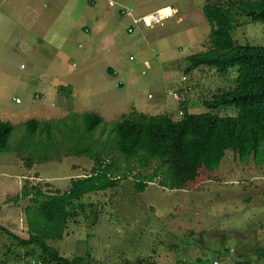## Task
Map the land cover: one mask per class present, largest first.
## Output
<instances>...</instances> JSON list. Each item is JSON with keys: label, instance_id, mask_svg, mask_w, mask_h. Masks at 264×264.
Instances as JSON below:
<instances>
[{"label": "rangeland", "instance_id": "rangeland-1", "mask_svg": "<svg viewBox=\"0 0 264 264\" xmlns=\"http://www.w3.org/2000/svg\"><path fill=\"white\" fill-rule=\"evenodd\" d=\"M89 1L0 0V120L15 125L11 146L35 143L21 154L0 152V223L22 235L30 200L14 198L23 186L48 194L69 191L73 179L98 166L83 148L96 156L101 150L104 164L115 158L125 168L113 148V128L124 115L137 110L178 120L182 103L194 113L238 114L235 106L205 105L234 85L235 71L226 78L210 67L188 70V57L211 44L207 0ZM168 5L177 14L163 23L134 22ZM123 7L133 9V17L122 14ZM235 22L237 44L264 46V21L237 13ZM91 112L105 123L84 133L83 115ZM32 118L57 121L51 141L44 131L29 135ZM123 172L114 174L118 185L72 205L78 215L64 239L50 240L59 253L81 256L84 263L264 264V159L241 161L228 150L215 178L194 190L152 181L138 192L134 176ZM31 257L38 259L24 256L21 264Z\"/></svg>", "mask_w": 264, "mask_h": 264}, {"label": "trees", "instance_id": "trees-1", "mask_svg": "<svg viewBox=\"0 0 264 264\" xmlns=\"http://www.w3.org/2000/svg\"><path fill=\"white\" fill-rule=\"evenodd\" d=\"M203 12L212 26L211 44L207 50L188 57V70L210 67L226 78L235 71L234 85L205 100V105L209 109L235 106L238 114L194 113L182 103L183 115L178 120L168 113L148 115L137 110L124 115L113 128L116 137L113 148L127 163L125 168L115 158L104 164L101 150L96 156L83 148L88 155L95 156L98 166L89 176L73 179L69 191L48 194L35 186L31 189L23 186L21 196L14 199L17 202L24 197L30 200L24 207L26 234H19L0 223V264H21L24 256L37 255L38 259L31 257L30 264L32 260L41 264H105L92 259L80 262L84 259L81 256L74 260L73 256L66 257L50 244V240L64 239L70 219L78 215L72 211L73 204L92 193L118 185L119 178L114 174L119 170H125L126 177L134 176L138 192H145L152 181L170 190H194L215 178L228 150L241 161H263L264 46L237 44L233 33L237 13L252 21H264V0H207ZM83 120L84 133H91L105 123L101 115L93 112L84 114ZM56 124L55 120L36 118L26 122L29 135L44 131L48 141L53 139ZM14 129L10 121L0 120V152L21 154L24 147L35 145L33 138L11 146L9 140ZM81 209H85L84 204ZM87 254L91 257V253ZM262 254L264 257V252Z\"/></svg>", "mask_w": 264, "mask_h": 264}, {"label": "built area", "instance_id": "built-area-1", "mask_svg": "<svg viewBox=\"0 0 264 264\" xmlns=\"http://www.w3.org/2000/svg\"><path fill=\"white\" fill-rule=\"evenodd\" d=\"M89 2H91L92 4H96L95 0H90ZM120 11L122 12V14L130 15L131 17H133V14H134L133 9L129 7H123ZM175 14H177V10L168 5V6H164L158 9L155 13H150L142 17L134 18V22L135 23L143 22L145 26L152 27L156 24L163 23L164 20L171 18ZM129 31L133 33L134 32L133 27H131ZM144 66H145V69L142 72L146 74L148 70L150 69V62L146 60L144 62ZM186 79H188L187 76H183V81H186ZM173 95L177 96L178 94L174 92ZM15 99L16 101H19L20 98L16 97ZM32 263L41 264L40 261H36V260H32ZM214 264H219V262L216 261L214 262Z\"/></svg>", "mask_w": 264, "mask_h": 264}, {"label": "crops", "instance_id": "crops-1", "mask_svg": "<svg viewBox=\"0 0 264 264\" xmlns=\"http://www.w3.org/2000/svg\"><path fill=\"white\" fill-rule=\"evenodd\" d=\"M160 8H162V7H159L158 9H160ZM157 9V10H158ZM156 10V11H157ZM204 13V12H203ZM150 14V13H149ZM145 26V25H144ZM48 45H53V44H51V43H49ZM41 55H42V53H40V54H37V56H36V58L37 57H41ZM23 66V65H22ZM110 71H112L111 69H110ZM60 89H63V86H61V87H59ZM59 88H58V90H56L55 92H59L60 90H59ZM42 110V109H41ZM46 119H51V117H45ZM40 120H43V119H40Z\"/></svg>", "mask_w": 264, "mask_h": 264}]
</instances>
